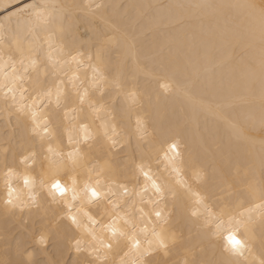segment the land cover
Returning a JSON list of instances; mask_svg holds the SVG:
<instances>
[{
	"label": "snow or ice",
	"instance_id": "6c2138e0",
	"mask_svg": "<svg viewBox=\"0 0 264 264\" xmlns=\"http://www.w3.org/2000/svg\"><path fill=\"white\" fill-rule=\"evenodd\" d=\"M72 7L90 22L83 33L65 26L68 5L0 0V70L11 69L0 80V120L6 118L12 129L0 143V216L32 208L45 213L32 242L17 240L0 264H178L174 253L183 237L173 227L170 204L173 211L184 205L218 253L210 261L194 257L184 264H264V240L258 259L254 255L251 215H236L225 199L258 193L257 207L264 210V141L259 181L254 171L242 175L238 168L242 190L232 191L234 184L224 180L209 186L206 171L182 141L180 122L157 124L151 111L137 110L139 80L127 84L131 65L133 77L143 75L158 86V104L169 94L187 96L202 78L201 52L230 47L202 108L232 138L250 142L245 125L264 133V0L148 5L150 11L135 21L109 24L103 32L91 24L102 5ZM234 11L244 16L239 29L228 23ZM161 28L192 51L183 66L164 56L158 42H148ZM236 48L244 50L242 69L235 66ZM255 49L259 58L245 60ZM181 74L183 83L176 80ZM236 89L247 94L243 124L226 111H235ZM214 197L223 202L219 212L209 208ZM260 226L264 231V212ZM54 247L60 252L56 259Z\"/></svg>",
	"mask_w": 264,
	"mask_h": 264
},
{
	"label": "bare ground",
	"instance_id": "6f19581e",
	"mask_svg": "<svg viewBox=\"0 0 264 264\" xmlns=\"http://www.w3.org/2000/svg\"><path fill=\"white\" fill-rule=\"evenodd\" d=\"M39 3L40 0H35ZM56 3L68 5L66 13L67 20L65 26L73 32L79 31L83 33L89 27L90 22L84 18V13L79 9L73 8L76 4H99L101 8L95 9L97 18L91 21L95 30L103 32L107 30L109 24L112 23H131L139 18L141 12L150 11L148 5H178L187 4L191 0H55ZM243 2V0H238ZM168 9L163 10L166 18ZM179 12L180 9H172ZM166 22V19H165ZM244 16L240 11H234L232 18L229 19V25L234 29L242 27ZM191 31V29H188ZM183 40V35H180ZM40 39H44V35H40ZM156 41L163 47V55L171 58L180 66L187 63L186 57L192 55V51L188 47L181 46L177 41L176 33H168L166 29L161 30L155 35H149L148 42ZM45 47H47L45 45ZM171 47V51H169ZM243 49H235V66L242 69L243 63L240 59ZM232 54V49L225 46V49H216L207 54L201 52L199 59V70L201 72V80L198 85L189 90L187 96H176L169 94L165 101L160 98L159 104L156 93L159 91L154 81L148 80L145 76L136 74L133 77L134 69L129 65V78L127 80L128 87L131 88L136 80H139V98L137 110L141 107L147 111H151L152 119L157 123H175L180 122L182 129V141L188 146V149L198 158L199 164L204 168L207 174L208 185L219 183L221 180L234 184L232 191H240L244 188L236 181V171L241 169V174L245 169L255 172L256 180L260 178V144L264 141V133L259 127L250 128L245 125L244 134L250 137V142L243 143L231 137L230 132L224 127L223 122L216 117L213 112L203 110L202 106L211 99V89L213 80L218 81L220 71L218 65L227 55ZM259 49L249 50L245 54V60L248 57L259 58ZM195 59V57H193ZM10 72V68L0 70V80L4 79V72ZM191 74V69H189ZM176 80L180 83L185 81L183 74L178 75ZM227 84V82H226ZM231 101L235 107V111L227 109L229 116L233 122L243 124L247 113L242 111L248 105L247 94L242 89H236ZM135 117H133V122ZM151 131V128L149 129ZM12 135V129L7 127L6 118L0 120V143H3ZM20 130L15 132L16 138H19ZM135 147V143L133 144ZM167 175V174H165ZM174 178V177H173ZM22 186V185H21ZM142 187V185H141ZM225 188L228 187L226 183ZM130 191L132 185H129ZM140 191V189H136ZM203 191V189H202ZM218 191V189H217ZM147 196H152L151 191ZM147 198V197H146ZM138 199V198H137ZM230 200L231 211L236 215L245 214V218L251 215L253 219L254 232L251 234V243L254 246V255L257 259L260 253L261 241L264 240V231L261 229V214L264 212L257 207L262 201L259 199L258 193H245L243 196L225 197ZM209 208L215 207L217 212L224 206L219 197H214L208 202ZM47 207V206H46ZM53 208L55 206H52ZM31 211L32 215H29ZM169 211L173 212L172 224L176 228L178 234H182V246L174 253V259L178 264H184V260L193 259L210 261L215 255H218L214 247L215 241L209 243L200 228L194 223V218L186 213L183 204H178L174 211L169 205ZM25 209L23 212L17 211L14 217L0 216V258H3L11 248H14L17 240H27L32 242L34 232L40 228L39 221L44 217L43 209ZM51 216V212L48 213ZM185 249L190 250L187 255ZM54 259L59 258L60 252L58 248L50 250Z\"/></svg>",
	"mask_w": 264,
	"mask_h": 264
}]
</instances>
